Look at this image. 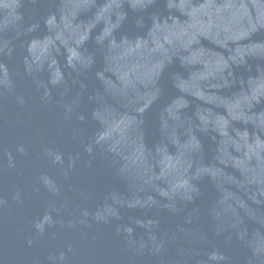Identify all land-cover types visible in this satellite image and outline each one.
I'll list each match as a JSON object with an SVG mask.
<instances>
[{"label": "water", "instance_id": "1", "mask_svg": "<svg viewBox=\"0 0 264 264\" xmlns=\"http://www.w3.org/2000/svg\"><path fill=\"white\" fill-rule=\"evenodd\" d=\"M0 264H264V0H0Z\"/></svg>", "mask_w": 264, "mask_h": 264}]
</instances>
